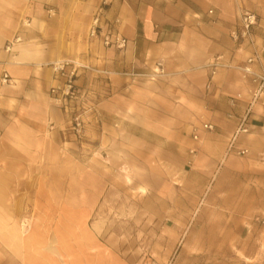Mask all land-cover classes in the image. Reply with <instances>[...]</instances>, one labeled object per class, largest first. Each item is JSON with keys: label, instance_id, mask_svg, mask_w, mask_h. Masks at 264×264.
I'll return each mask as SVG.
<instances>
[{"label": "rangeland", "instance_id": "374dc122", "mask_svg": "<svg viewBox=\"0 0 264 264\" xmlns=\"http://www.w3.org/2000/svg\"><path fill=\"white\" fill-rule=\"evenodd\" d=\"M252 12L254 43L223 60L239 72L255 53L252 67L264 73V10ZM71 60L83 65L72 114L87 109L85 130L81 138L65 131L71 113L56 105L65 122L47 124L38 153L24 156L10 182L11 172L0 171V264H264V95L229 151L231 137L223 150L210 142L191 153V130L203 122H160L153 99L152 122H142L153 86L113 90L108 73L98 77L95 67ZM242 84L248 103L251 84ZM112 97L124 101L116 103L120 117L102 124L96 105ZM166 114L173 118L175 109ZM160 127L166 137L157 136ZM240 148L247 153L238 155Z\"/></svg>", "mask_w": 264, "mask_h": 264}, {"label": "crops", "instance_id": "0c3cea01", "mask_svg": "<svg viewBox=\"0 0 264 264\" xmlns=\"http://www.w3.org/2000/svg\"><path fill=\"white\" fill-rule=\"evenodd\" d=\"M91 1L93 8L89 0H0V171L11 172L6 182L13 179V171L23 170L25 155L38 153L47 124L66 120L49 95L54 84L49 64L60 57L78 58L95 67L98 77L107 72L113 90L130 92L135 83L153 86L151 94L143 96L147 111L142 122H152L147 115L148 101L153 99L162 109L160 122L212 123L214 131L199 129V139L192 144L195 151L206 150L210 142L223 150L248 108L241 73L220 69L210 79L206 65L218 55L225 61L235 59L230 31L239 8L264 10V0H109L103 16L108 21L119 19L117 29L127 40L122 50L105 48L88 37L91 19L101 5V0ZM16 34L22 42L13 53H6V42ZM160 61L164 74L151 82L145 75ZM3 71L10 77L7 83L1 82ZM117 100L97 103L102 124L104 116L120 117L116 103L124 101ZM130 102L128 98L127 108ZM168 107L175 109L171 119ZM130 114L127 109V122L135 125ZM160 128L157 136L166 137Z\"/></svg>", "mask_w": 264, "mask_h": 264}, {"label": "built area", "instance_id": "2783aa9c", "mask_svg": "<svg viewBox=\"0 0 264 264\" xmlns=\"http://www.w3.org/2000/svg\"><path fill=\"white\" fill-rule=\"evenodd\" d=\"M106 6L107 0H103L97 12L94 13L91 19L87 35L89 38L98 39L102 46H104L105 48L122 50L126 46L127 40L120 34L117 29V25L120 22L118 18H114L112 21H108L104 18L103 12L104 7ZM208 13H211V11H209ZM257 22V17L253 12L243 7L239 8L237 24L230 31V38L235 46L240 47L243 44L254 43V40L252 38V30L257 25ZM21 42L22 38L18 34L14 35L10 40L6 42L4 51L9 54L13 53ZM256 58L257 54L253 53L245 59L242 66L237 67L242 77L244 79H248L251 84L250 101L248 102V108L246 109L245 113L241 117H239L234 133L231 136V142L228 146L227 151L232 148L236 136H238L240 133L247 132L245 123L248 113L253 104L260 101L262 96L264 95V73H260L252 67ZM49 65L54 81V84L49 88V95L54 103L64 113H71L70 115H68L66 123L67 127H65V131H68L74 137L81 138L85 130V121L82 115L86 112L87 109H84L83 114H72V103L77 98L78 90L76 88V78L78 76V71L83 67V65L73 60H59ZM206 67L209 69V77L211 79L219 68H231L232 65L230 63L224 62L223 55H218L214 57L206 65ZM163 74L164 69L160 61L156 62L152 72L145 76L150 79H155ZM9 80V75L6 71H3L1 82L7 83ZM234 99L235 98H231V104L234 103ZM199 129L205 131H213L215 129V126L212 123L203 122L201 123L200 127H193V129L191 130L193 141H198ZM192 152H194V150H191V153ZM246 153L247 150L245 148H240L237 150L238 155H245Z\"/></svg>", "mask_w": 264, "mask_h": 264}, {"label": "bare ground", "instance_id": "6f19581e", "mask_svg": "<svg viewBox=\"0 0 264 264\" xmlns=\"http://www.w3.org/2000/svg\"><path fill=\"white\" fill-rule=\"evenodd\" d=\"M253 106H254V104H253ZM253 106H252V107H253ZM252 107H251V108H252ZM236 138H237V136L235 137V140H236ZM1 176H2V175H1ZM1 182H2V181H1ZM3 198H4V197H3ZM1 208H2V207H1ZM2 211H3V209H2ZM0 212H1V211H0ZM2 216H3V215H2ZM0 219H2V218H0ZM5 220H6V219H5ZM1 225H2V224H1ZM5 227H6V226H5ZM1 228H2V227H1ZM3 228H4V227H3ZM6 228H7V227H6ZM12 229H14V228H12ZM21 236H22V235H21ZM32 236H33V235H32ZM21 239H22V238H21ZM34 240H35V239H34ZM8 243H9V242H8ZM36 243H37V242H36ZM32 245H33V244H32ZM14 246H15V245H14ZM14 246H13V247H14ZM15 248H16V246H15ZM34 250H35V249H34Z\"/></svg>", "mask_w": 264, "mask_h": 264}]
</instances>
